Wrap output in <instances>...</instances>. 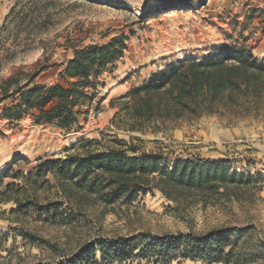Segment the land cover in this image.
Segmentation results:
<instances>
[{
    "label": "trees",
    "instance_id": "1",
    "mask_svg": "<svg viewBox=\"0 0 264 264\" xmlns=\"http://www.w3.org/2000/svg\"><path fill=\"white\" fill-rule=\"evenodd\" d=\"M198 0H160L164 7L193 4ZM46 17L15 10L5 14L0 26V67L14 61L21 50L32 48L36 32L46 29ZM127 37L112 36L102 44L75 48L59 73L63 83H34L35 74L13 72L0 80V105L8 102L2 118L19 121L28 116L35 124H47L66 132L80 131L91 111H101L96 99L104 86L101 75L122 59ZM23 51V50H22ZM264 100V59L244 45L215 46L202 58H183L151 74L140 86L117 100L119 110L113 122L122 131L150 129L157 132L176 128L220 109L242 116ZM115 134L80 137L73 147L56 159L40 157L35 167L23 174L6 168L0 185L9 174L18 182L0 188V205L11 203L0 216L16 222L29 218L42 223L74 226L81 220L94 222L129 208L140 194L156 189L184 211L200 205L223 206L242 201L264 185V164L260 171H233L223 159H191L166 162L157 151L145 152L137 142ZM51 175L53 182L47 176ZM251 227H220L195 234H151L96 237L84 242L65 264L129 263L133 259L167 264L173 258L218 264H248L246 251ZM23 239L39 243L32 231H21ZM97 254L100 261L96 260ZM0 264H13L10 252Z\"/></svg>",
    "mask_w": 264,
    "mask_h": 264
},
{
    "label": "rangeland",
    "instance_id": "2",
    "mask_svg": "<svg viewBox=\"0 0 264 264\" xmlns=\"http://www.w3.org/2000/svg\"><path fill=\"white\" fill-rule=\"evenodd\" d=\"M15 10L46 17V29L36 32L32 48L20 46L19 56L0 67V80L13 72L35 74V84L63 81L59 73L75 48L102 44L112 36L127 37L126 52L101 75L104 86L96 99L101 111L93 110L80 131L66 132L47 124H35L28 116L19 121L2 118L0 105V174L8 167L25 174L40 157H62L80 137L115 134L129 140L139 137L138 146L163 154L168 164L176 160L223 159L233 171L254 174L264 164V100L242 116L220 109L176 128L152 132L122 131L113 122L119 110L117 100L131 88L140 86L151 74L183 58H202L215 46L244 45L264 59V0H198L193 4L164 7L160 0H0V26L5 14ZM23 50V51H22ZM47 178L53 182L52 176ZM18 182L11 177L6 183ZM242 201L223 206L195 205L175 209L156 189L140 194L129 208H117L102 220H81L74 226L40 223L31 218L16 222L0 216V256L10 252L13 264H65V257L81 244L96 237L151 234H195L220 227L250 226L246 251L248 264H264V185ZM11 203L0 205L8 212ZM32 231L39 243L23 239L21 231ZM96 260L100 261L97 254ZM154 264L139 259L129 263ZM161 264V263H159ZM167 264H218L173 258ZM223 264V263H221Z\"/></svg>",
    "mask_w": 264,
    "mask_h": 264
}]
</instances>
